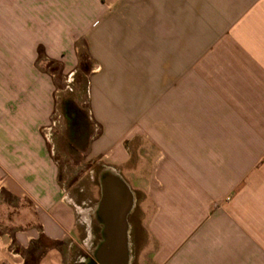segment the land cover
<instances>
[{
    "label": "crops",
    "instance_id": "obj_1",
    "mask_svg": "<svg viewBox=\"0 0 264 264\" xmlns=\"http://www.w3.org/2000/svg\"><path fill=\"white\" fill-rule=\"evenodd\" d=\"M80 53L90 177L133 195L129 264H264V0H0V264L106 243L100 188L69 198L48 141V64L71 77Z\"/></svg>",
    "mask_w": 264,
    "mask_h": 264
},
{
    "label": "rangeland",
    "instance_id": "obj_2",
    "mask_svg": "<svg viewBox=\"0 0 264 264\" xmlns=\"http://www.w3.org/2000/svg\"><path fill=\"white\" fill-rule=\"evenodd\" d=\"M79 64L80 66L83 65L85 68L78 66V69L71 77L67 75L60 76L59 70L54 69L55 67L53 66L47 68V70L54 75L56 97L55 111L48 133L49 146L52 157L58 167L60 183L68 197L74 202H78V200H87L94 195H98L99 189L95 181L90 177V172L96 169L94 167L97 166V161L85 158L87 147L83 151L77 150L70 153V150H75L74 146H72V149L65 146L68 141L74 140L73 136L75 133L73 135L69 132L63 105L65 103H70L76 109H81L83 112L87 107L85 83L91 66L82 53L79 54ZM41 66L44 70L46 65L43 63ZM106 167L107 166L104 164L98 165L96 170L97 173L102 172ZM130 222L136 228L139 227V217L136 213V209L130 216ZM138 236H143L140 229L138 230ZM67 258L69 264H76V257L73 256L72 250L67 253ZM131 264H136L135 259L131 261Z\"/></svg>",
    "mask_w": 264,
    "mask_h": 264
},
{
    "label": "water",
    "instance_id": "obj_3",
    "mask_svg": "<svg viewBox=\"0 0 264 264\" xmlns=\"http://www.w3.org/2000/svg\"><path fill=\"white\" fill-rule=\"evenodd\" d=\"M99 188L101 192L99 207L105 225L106 243L101 247V254L97 263L129 264V225L127 218L134 204L132 192L128 185L113 171L102 173Z\"/></svg>",
    "mask_w": 264,
    "mask_h": 264
},
{
    "label": "trees",
    "instance_id": "obj_4",
    "mask_svg": "<svg viewBox=\"0 0 264 264\" xmlns=\"http://www.w3.org/2000/svg\"><path fill=\"white\" fill-rule=\"evenodd\" d=\"M82 54L88 60L87 55L84 53ZM51 66L52 63H49L48 67ZM80 67L85 68L83 65ZM54 69L57 68L55 67ZM63 107L69 132H71L73 135L75 133V135L73 136L74 140L68 141L65 146L69 149H72V146H74L75 150H70V153L72 151L74 152L77 150L83 151L87 147L88 139L91 133L90 125L87 121L86 114L81 109H76L70 103H65Z\"/></svg>",
    "mask_w": 264,
    "mask_h": 264
},
{
    "label": "flooded vegetation",
    "instance_id": "obj_5",
    "mask_svg": "<svg viewBox=\"0 0 264 264\" xmlns=\"http://www.w3.org/2000/svg\"><path fill=\"white\" fill-rule=\"evenodd\" d=\"M130 242H131V236H130Z\"/></svg>",
    "mask_w": 264,
    "mask_h": 264
},
{
    "label": "bare ground",
    "instance_id": "obj_6",
    "mask_svg": "<svg viewBox=\"0 0 264 264\" xmlns=\"http://www.w3.org/2000/svg\"><path fill=\"white\" fill-rule=\"evenodd\" d=\"M108 174V173H107Z\"/></svg>",
    "mask_w": 264,
    "mask_h": 264
}]
</instances>
